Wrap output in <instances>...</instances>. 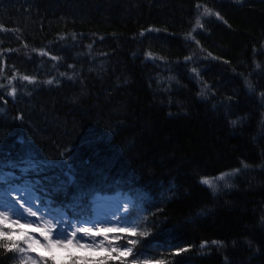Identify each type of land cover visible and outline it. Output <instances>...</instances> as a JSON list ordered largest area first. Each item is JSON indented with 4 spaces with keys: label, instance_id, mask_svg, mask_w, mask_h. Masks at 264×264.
<instances>
[{
    "label": "trees",
    "instance_id": "obj_1",
    "mask_svg": "<svg viewBox=\"0 0 264 264\" xmlns=\"http://www.w3.org/2000/svg\"><path fill=\"white\" fill-rule=\"evenodd\" d=\"M0 85V159L42 165L50 209L119 191L138 264H264V0H0ZM48 162L76 184L51 191Z\"/></svg>",
    "mask_w": 264,
    "mask_h": 264
},
{
    "label": "snow or ice",
    "instance_id": "obj_2",
    "mask_svg": "<svg viewBox=\"0 0 264 264\" xmlns=\"http://www.w3.org/2000/svg\"><path fill=\"white\" fill-rule=\"evenodd\" d=\"M199 7V5H198ZM204 15H215L217 18H220L219 13H213L211 9L205 8L204 9ZM197 25L200 27H203L202 24H200L199 19L197 20ZM46 53L41 52V55H44ZM149 55H151L149 53ZM53 59H56L53 57ZM195 71V69H193ZM12 79H15L13 77ZM23 80L29 81L30 83L34 82V79L29 76H23ZM11 83V80L9 81ZM48 83H52V81H48ZM0 87H3V85H0ZM8 95L12 96L13 98L16 95V89L13 87L11 91L8 93ZM264 95V94H262ZM22 119V117H20ZM233 124L236 122L233 121ZM16 143L23 145L26 143L22 138H18L16 140ZM0 155L7 157V153L0 152ZM21 163H26L27 167H21V176L17 177L12 172L7 171L9 167L16 168L19 165L16 162H13L11 165L8 164L7 159H0V248L5 249L6 251H15L20 255V264H38V261L36 258H33L31 255H27V253L31 250V241L33 237H31L27 232L23 231L26 227H31V223L29 224H21L20 219H26V216H36L37 212L40 211V209H37L36 211L33 210V208L36 206L35 202L41 200V196L37 195L38 191H43L44 188L39 184L38 181L28 179L27 177L31 175V173L37 171L42 165L36 164L33 162V158L31 155H28L26 160H22ZM48 167L50 168H56V167H62L66 169V171H62L60 175H53L50 177L49 183L51 185L50 190L51 191H63L66 189L69 185L76 184V178L74 174L72 173V170L66 163H62L61 165L54 164L53 162H48ZM247 167V165H245ZM239 171V169L235 170ZM233 173H222L219 177L216 178H202L201 183L207 184L211 188H215V180L217 179H224L228 175H232ZM17 181H20L19 183ZM12 193H17V198H12ZM46 207H50L46 203ZM12 216L18 217L17 219L11 220V223L13 225H18L20 228L19 233H15L13 231H6L4 225L6 222L10 220ZM66 217V213L60 217V219H63ZM60 219L57 220V223L60 222ZM119 219V218H118ZM91 221H84V223H89ZM124 223H130L127 218L123 221ZM71 226V225H70ZM57 227L56 224H53L51 221L45 222V228L47 229H55ZM98 232H107V233H130L132 236L140 235V236H147V232H138L137 227H119V226H113V227H107V228H98ZM77 233H83V236L79 237V240H83L85 236H88L91 238L93 233V228L90 227H79L76 228L73 231H65L63 228L60 229V231L55 232V236L53 237L51 235V232L49 231L48 235H45V242L49 249L53 245H57L59 247H66L69 244L73 243V240L77 238ZM14 236H21L25 237L22 241L14 239ZM107 239V237H105ZM116 239H119V237H116ZM79 240L77 241L79 243ZM103 243V242H101ZM138 243L137 240H128L127 244L123 246V250L120 251V256H127L131 255L133 252V247H129L128 245L135 246ZM206 243L201 244V248H204L206 246ZM220 242L213 241V244H217ZM26 245L27 247L21 246ZM81 247H85L84 244H80ZM112 251H118L117 248H112ZM186 251V249H179L177 251V254L179 252ZM134 264V262H133Z\"/></svg>",
    "mask_w": 264,
    "mask_h": 264
},
{
    "label": "rangeland",
    "instance_id": "obj_3",
    "mask_svg": "<svg viewBox=\"0 0 264 264\" xmlns=\"http://www.w3.org/2000/svg\"><path fill=\"white\" fill-rule=\"evenodd\" d=\"M17 193H12V198H17ZM131 198L128 195L122 194L117 191L113 194L98 195L92 202V212L87 216H81L78 219L64 217L60 219L62 214L56 213L54 210L46 207L40 200L35 202L34 211L40 209L36 216H26V219H20L21 224L31 223V227H26L23 231L27 232L31 237V251L34 252L37 261L42 257H58L61 259L69 257H77L83 262V264H138L137 257L132 255L120 256V251L123 250L125 242L122 237H125L123 233H107L98 232V228H107L113 226L119 227H136L135 219L128 216V209L130 207ZM18 217L12 216L8 222L4 225L6 231H13L15 233L20 232L18 225H13L11 220ZM119 218V219H118ZM125 218L130 223H124ZM60 222L57 223V220ZM51 221L56 224L55 229L45 228V222ZM84 221H91L84 223ZM71 225V226H70ZM79 227L93 228L91 238L85 236L83 240H79L83 233H77V238L73 240L72 244L66 247H59L53 245L49 249L45 242V235L51 232L54 237L55 232L60 231L63 228L65 231H73ZM18 240H23L25 237L16 236ZM107 237V239H105ZM119 237V239H116ZM79 240V243L77 242ZM103 242V243H101ZM80 244H84L85 247H81ZM130 247V246H129ZM112 248H117L118 251H112ZM42 255V257H40Z\"/></svg>",
    "mask_w": 264,
    "mask_h": 264
}]
</instances>
